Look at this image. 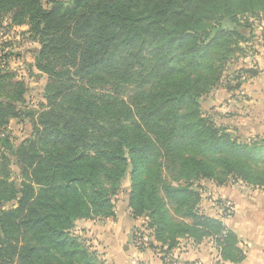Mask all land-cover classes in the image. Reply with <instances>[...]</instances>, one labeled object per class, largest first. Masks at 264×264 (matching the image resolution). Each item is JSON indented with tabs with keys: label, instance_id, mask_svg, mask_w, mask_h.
<instances>
[{
	"label": "trees",
	"instance_id": "1",
	"mask_svg": "<svg viewBox=\"0 0 264 264\" xmlns=\"http://www.w3.org/2000/svg\"><path fill=\"white\" fill-rule=\"evenodd\" d=\"M251 18L264 0H0V26H28L47 75L32 109L27 82L0 69V264H106L77 222L115 217L128 176L138 233L163 257L213 239L241 260L201 182L264 186V136L218 124L203 102L259 75L238 63L254 54ZM21 118L31 133L14 144L5 128Z\"/></svg>",
	"mask_w": 264,
	"mask_h": 264
},
{
	"label": "crops",
	"instance_id": "2",
	"mask_svg": "<svg viewBox=\"0 0 264 264\" xmlns=\"http://www.w3.org/2000/svg\"><path fill=\"white\" fill-rule=\"evenodd\" d=\"M262 44V51L254 57L256 59H252L253 63L250 65H257L259 75L248 79L238 91H230L225 87L219 89L226 99L223 104L231 107L229 116L233 119V125L230 124L229 129L244 138L264 136V41ZM213 193L232 204L228 212H223L222 205H216V214L213 216L220 217L235 234L236 246L242 250L243 258L239 261L222 260L213 239H206L200 244L183 240L173 254L186 260H203L206 264H213L216 259H219L218 264H264V186L253 187L240 181L224 185L213 182ZM115 216L116 219L81 220L84 222L83 228H91L94 224L93 227L100 232L101 239L95 235L94 241H99L98 249L106 264H137L135 256H139L140 261L145 264H171L169 256L163 257L154 248L138 252L134 242L139 225L142 226L144 220L140 221L134 216L127 217L124 213ZM125 216L130 220L127 221Z\"/></svg>",
	"mask_w": 264,
	"mask_h": 264
},
{
	"label": "rangeland",
	"instance_id": "3",
	"mask_svg": "<svg viewBox=\"0 0 264 264\" xmlns=\"http://www.w3.org/2000/svg\"><path fill=\"white\" fill-rule=\"evenodd\" d=\"M250 22H252L254 25L253 29L255 40L252 49L254 54L253 56H249L246 59L241 58L238 62L239 64H241V62H244L248 65H251L253 63L252 59L259 53V51H262V43L264 41V20L260 21L259 19L256 20L254 18H251ZM27 29L28 26L25 25L10 27V21H5L3 25L0 26V69H10L16 72L19 78H22L27 82L28 93L25 98L26 105H28V108L38 109L43 103L46 102V99L44 97V90L47 83V75L40 72L35 66L34 54L35 51L40 47V45L39 43L31 41L27 36L23 35V32ZM257 43H259V45H257ZM222 87H219L218 90L216 89L215 91H213V93L204 100L203 107L206 114L214 117L217 120L218 124L229 126L230 124H232L233 121L232 117L229 116L231 114V107L229 105L223 104L226 103V99L225 96H223L219 91V89L224 88ZM220 102L222 104H220ZM21 119L12 120L10 124L5 128V132L11 135V140L14 144L26 138L31 133L30 124L29 122H27L28 119ZM13 170L14 177L18 178V168L16 165H13ZM201 184L203 191V200L201 207L203 208V211L207 214L215 215V206L219 204L220 206H223V212H228L229 209L225 207V204L229 202V200L223 197H219L215 193H213V182L203 181L201 182ZM129 187L130 178L128 176L124 181L123 190L118 194L116 198L115 210L117 213L116 215L121 216V213H124V215L126 214L127 217L132 218V213L128 206V195L130 189ZM116 217L117 216H115V219ZM81 220L77 222L78 224L76 229L78 233L81 235L82 238L86 239V243L90 245L92 249H97L99 251V241H94V239L96 236H100V232L97 228L95 229V227H93L94 224L93 226H91V228H83L84 222H82ZM103 220H106V218H104ZM126 220L128 221L130 219L126 218ZM139 220L141 221L143 219L139 218Z\"/></svg>",
	"mask_w": 264,
	"mask_h": 264
},
{
	"label": "built area",
	"instance_id": "4",
	"mask_svg": "<svg viewBox=\"0 0 264 264\" xmlns=\"http://www.w3.org/2000/svg\"><path fill=\"white\" fill-rule=\"evenodd\" d=\"M231 202H227L225 204L226 208H231ZM152 244H154V246H156V251L161 254L162 253V248L165 250L167 247H161L160 244H158L152 236H150L149 234H137L134 245L137 249L139 248H149ZM171 258V264H206L203 260H197V261H189L180 257L175 256V254H171L170 255ZM135 262L137 264H145L143 262L140 261L139 256H135ZM219 259H216L213 261V264H218Z\"/></svg>",
	"mask_w": 264,
	"mask_h": 264
}]
</instances>
